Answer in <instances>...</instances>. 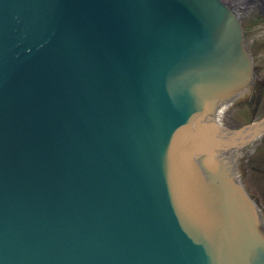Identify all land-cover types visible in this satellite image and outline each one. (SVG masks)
<instances>
[{"label": "water", "instance_id": "1", "mask_svg": "<svg viewBox=\"0 0 264 264\" xmlns=\"http://www.w3.org/2000/svg\"><path fill=\"white\" fill-rule=\"evenodd\" d=\"M254 79L222 0H0V264H264Z\"/></svg>", "mask_w": 264, "mask_h": 264}, {"label": "rangeland", "instance_id": "2", "mask_svg": "<svg viewBox=\"0 0 264 264\" xmlns=\"http://www.w3.org/2000/svg\"><path fill=\"white\" fill-rule=\"evenodd\" d=\"M225 1L239 13L242 33L255 70V79L246 100L230 106L225 116L223 126L234 130L264 116V0ZM242 152L238 157L239 179L264 217V132L247 144Z\"/></svg>", "mask_w": 264, "mask_h": 264}, {"label": "bare ground", "instance_id": "3", "mask_svg": "<svg viewBox=\"0 0 264 264\" xmlns=\"http://www.w3.org/2000/svg\"><path fill=\"white\" fill-rule=\"evenodd\" d=\"M224 1L226 4L227 2ZM246 8V7H245ZM247 9V8H246ZM235 11V10H234ZM236 16L239 19L238 11H235ZM264 128V119L257 124H252L247 126L240 134H234L233 132L223 131L224 132V139L229 142H235L233 147H229L234 153L241 156L242 149L249 143L255 141L260 137L261 130ZM229 144V143H228Z\"/></svg>", "mask_w": 264, "mask_h": 264}]
</instances>
